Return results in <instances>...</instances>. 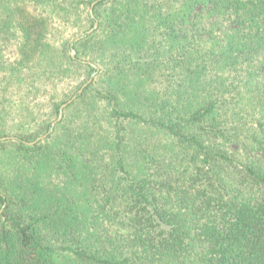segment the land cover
Here are the masks:
<instances>
[{"label":"trees","instance_id":"obj_1","mask_svg":"<svg viewBox=\"0 0 264 264\" xmlns=\"http://www.w3.org/2000/svg\"><path fill=\"white\" fill-rule=\"evenodd\" d=\"M93 1L0 0V264H264V0Z\"/></svg>","mask_w":264,"mask_h":264},{"label":"water","instance_id":"obj_2","mask_svg":"<svg viewBox=\"0 0 264 264\" xmlns=\"http://www.w3.org/2000/svg\"><path fill=\"white\" fill-rule=\"evenodd\" d=\"M99 1H100V0H95V1H93V2L91 3L90 9H89V14H90V17H91L92 19H94V16H93V7H94ZM97 25H98V23H97V21L94 19L93 27L90 28L89 30H87L85 33H82L80 36L76 37V38L72 41V43H71V52H70L72 58H75V50L73 49V44L79 42L80 40H82L83 38H85L87 35H90V34H91V33L97 28ZM83 63H85V64H89V65H91L92 68L97 69V67H96L95 65L91 64L90 62L83 61ZM95 74H96L95 72L92 73V74L90 75L89 79H88L83 85H81V87L77 90V92H76V93H75V94H74L69 100H67L65 103H63V104L59 107V112H58L57 118H56V120H55L54 122L51 123L50 128H49V130H48L47 133H45L44 135H42V136L36 138V139H35L34 141H32V142H24V143H25L26 145H30V146H31V145H34V144H36V143H38V142H40V141L46 139L47 136L50 135V134L52 133V131H53V129H54V126H55L58 122L61 121L62 116H63V111H64V109H65L68 105H70L73 101H75L76 98H77L79 95L82 94L83 90H84V89H85V88H86V87L92 82V79H93V77L95 76ZM5 139H13V140H15L14 137H6V138H3V139H1V140H5Z\"/></svg>","mask_w":264,"mask_h":264},{"label":"rangeland","instance_id":"obj_3","mask_svg":"<svg viewBox=\"0 0 264 264\" xmlns=\"http://www.w3.org/2000/svg\"><path fill=\"white\" fill-rule=\"evenodd\" d=\"M53 26H55V27H58V28H61V29H63V27L62 26H60L59 24H57V23H54L53 25H50V27L49 28H52ZM89 30V29H88ZM87 31V30H86ZM85 31V32H86ZM85 32H83V33H85ZM82 34V33H81ZM81 34H79L78 36H80ZM78 36H76V37H78ZM76 37H74V39L76 38ZM73 39V40H74ZM72 40V41H73ZM15 52H16V49H15V46H14V44L13 45H8V46H6L5 47V49H3V53H4V56H5V58L6 59H8L9 61H13L14 60V56H15ZM71 52V51H70ZM70 55H71V53H70ZM84 84V83H83ZM82 84V85H83ZM56 120V119H55ZM54 120V121H55ZM53 121V122H54ZM42 136V135H41ZM40 137V136H39ZM43 141V140H42Z\"/></svg>","mask_w":264,"mask_h":264}]
</instances>
